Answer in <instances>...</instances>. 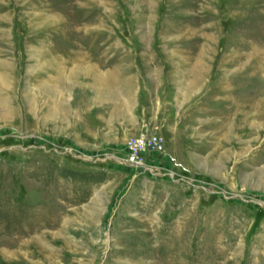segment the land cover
I'll use <instances>...</instances> for the list:
<instances>
[{"label": "rangeland", "instance_id": "1", "mask_svg": "<svg viewBox=\"0 0 264 264\" xmlns=\"http://www.w3.org/2000/svg\"><path fill=\"white\" fill-rule=\"evenodd\" d=\"M0 264H264V0H0Z\"/></svg>", "mask_w": 264, "mask_h": 264}, {"label": "built area", "instance_id": "2", "mask_svg": "<svg viewBox=\"0 0 264 264\" xmlns=\"http://www.w3.org/2000/svg\"><path fill=\"white\" fill-rule=\"evenodd\" d=\"M161 147L162 139L149 131L131 136L126 143V160L132 165L142 166L146 153L158 151Z\"/></svg>", "mask_w": 264, "mask_h": 264}, {"label": "trees", "instance_id": "3", "mask_svg": "<svg viewBox=\"0 0 264 264\" xmlns=\"http://www.w3.org/2000/svg\"><path fill=\"white\" fill-rule=\"evenodd\" d=\"M67 174L72 179H75V180H78V181H96V182H101L105 178L104 173H99L98 175H96L95 173H87V172H78V171L68 170Z\"/></svg>", "mask_w": 264, "mask_h": 264}, {"label": "crops", "instance_id": "4", "mask_svg": "<svg viewBox=\"0 0 264 264\" xmlns=\"http://www.w3.org/2000/svg\"><path fill=\"white\" fill-rule=\"evenodd\" d=\"M261 170H263V168H260Z\"/></svg>", "mask_w": 264, "mask_h": 264}]
</instances>
